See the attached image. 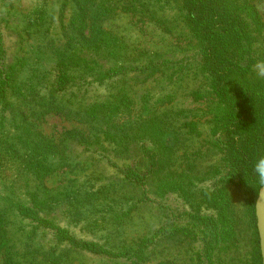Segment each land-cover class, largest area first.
<instances>
[{
    "label": "rangeland",
    "instance_id": "374dc122",
    "mask_svg": "<svg viewBox=\"0 0 264 264\" xmlns=\"http://www.w3.org/2000/svg\"><path fill=\"white\" fill-rule=\"evenodd\" d=\"M235 3L254 62L264 0ZM189 14L186 0H0V264H258L212 83L233 57Z\"/></svg>",
    "mask_w": 264,
    "mask_h": 264
},
{
    "label": "trees",
    "instance_id": "16d2710c",
    "mask_svg": "<svg viewBox=\"0 0 264 264\" xmlns=\"http://www.w3.org/2000/svg\"><path fill=\"white\" fill-rule=\"evenodd\" d=\"M227 1L225 8L220 5L219 0H186L189 8V21L195 32L204 38L207 45L218 44L221 48L230 51L225 57H233L229 64H221L217 67L216 77L213 79L214 90L222 96L224 101L222 109L225 111V122L229 135L228 146L225 149L226 159L233 165L245 172L251 184L253 193V204L259 196L261 188L254 184V174L249 167L252 155L260 150L264 151V104L256 101L254 96L260 88H264V81H258L251 72V60L242 64L241 62L252 52V40H240L236 35L238 27L245 28L250 25L241 14V4L237 5L235 0ZM130 9L136 8L135 2H125ZM215 19L218 21L215 22ZM230 24L229 30L222 29L221 25L215 23L226 20ZM250 36V35H248ZM264 58V56H261ZM252 59V57H251ZM220 69V70H218ZM220 197L226 201V196L219 190ZM228 201V200H227ZM228 207V204H226ZM218 222L223 231L234 233V227L229 223L231 217L225 216V212H218ZM230 224V228H228ZM257 244L260 246L259 236ZM258 264H263V257L259 249Z\"/></svg>",
    "mask_w": 264,
    "mask_h": 264
},
{
    "label": "clouds",
    "instance_id": "9594fccd",
    "mask_svg": "<svg viewBox=\"0 0 264 264\" xmlns=\"http://www.w3.org/2000/svg\"><path fill=\"white\" fill-rule=\"evenodd\" d=\"M251 72L258 81H264V58L256 59L251 65ZM254 174V184L257 188L264 187V151H256L249 163Z\"/></svg>",
    "mask_w": 264,
    "mask_h": 264
},
{
    "label": "water",
    "instance_id": "95a60500",
    "mask_svg": "<svg viewBox=\"0 0 264 264\" xmlns=\"http://www.w3.org/2000/svg\"><path fill=\"white\" fill-rule=\"evenodd\" d=\"M257 226L260 236L261 253L264 264V187L261 188L256 201Z\"/></svg>",
    "mask_w": 264,
    "mask_h": 264
}]
</instances>
